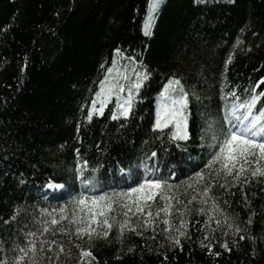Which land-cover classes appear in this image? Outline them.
<instances>
[{"label":"trees","instance_id":"trees-1","mask_svg":"<svg viewBox=\"0 0 264 264\" xmlns=\"http://www.w3.org/2000/svg\"><path fill=\"white\" fill-rule=\"evenodd\" d=\"M147 2L0 0V259L11 256L8 248L14 244L55 239L72 253L61 254V264H75L77 243L93 252L96 260L91 264H264V177L247 172L237 182L222 171L214 177L210 195L225 215L235 217L239 233L231 229L224 234L221 214L214 211L216 219L206 223L209 212L195 211L212 207L211 201L202 203L201 195L218 167L208 169L205 164L213 154L209 125L217 126L227 102L221 99L222 88L225 95L235 88L243 96L264 77V0H164L151 36L145 37ZM116 48L134 57L150 73L149 79L127 121L109 119V111L87 121L88 102L104 71L100 65H111ZM230 53L233 58L225 64ZM170 76L180 78L190 94L187 141L169 143L162 137V142L151 129L156 95ZM260 91L264 81L257 86ZM151 151H156L152 163L158 162L160 169L155 177L166 179L173 185L170 194L184 201L176 207L193 209L183 217L188 238L180 237L182 247H169L160 224L155 232L151 226L138 227L143 233L139 236L125 229L117 240L113 229L107 238L91 241L77 238L68 220L51 224L53 217L59 219L60 213L53 210L61 205L71 213L73 196L85 191L111 195L134 187L133 178L119 168L127 172L141 161L149 163L145 157ZM78 159L86 176L97 169L100 183L95 187L85 189L75 179ZM197 172L204 173L202 181ZM49 179L64 187L45 188ZM192 196L197 199L188 204ZM163 204L156 200L154 217L156 205ZM179 218L173 209L169 219L178 224ZM143 219L140 214V224ZM131 222L138 223L134 218ZM58 227L69 230L71 244L67 236L54 232ZM225 241L231 251L219 246Z\"/></svg>","mask_w":264,"mask_h":264},{"label":"snow or ice","instance_id":"snow-or-ice-1","mask_svg":"<svg viewBox=\"0 0 264 264\" xmlns=\"http://www.w3.org/2000/svg\"><path fill=\"white\" fill-rule=\"evenodd\" d=\"M194 2L203 4L205 0H194ZM161 3L162 0H148L147 2L148 13L142 26L145 36L152 34L151 26ZM237 42L239 43V41ZM118 56L122 60L131 61L133 65L139 63L134 57L125 56L121 49L116 48L113 50L112 63L104 70L102 78L98 81L96 91L91 96V103L87 108V115L84 117L87 121L92 120L93 114L103 115L108 101L113 97L115 98V108L111 109L109 119L120 120L123 118L124 121H127L130 115L133 114L135 93L139 92L144 82L149 79L150 73L147 71L141 72L133 67L131 75L135 76V80L130 79L127 67L123 64H118ZM232 58L230 53L225 60V64L230 62ZM141 67L143 66L141 65ZM100 68L102 70L105 69V65L101 64ZM124 81H128V83L125 84ZM261 81H264V77H261L260 81H257L251 88L245 89L243 96L237 94L235 88L228 91L225 95L222 88L221 99L227 101L222 108V119L217 122L216 127L209 125L212 135L208 146L212 148L213 154L207 164H205V168L211 169L213 165H218V167L211 171L210 174L213 179L206 183L202 189L201 201L205 204L211 201L212 207L207 210L196 208L195 211L197 213L215 211L221 214L226 225L224 228L225 235H229L228 229H232L235 233L241 232L242 229L236 223L235 217L224 214L225 210H222L215 198L210 195V190L215 182L214 177L220 171L226 176H232V179L237 182L247 172H250L253 178L264 177V163H262L264 162V100H261L264 97V91L257 92V86ZM223 87L227 86L223 85ZM124 92L127 95L122 96L121 93ZM189 96L190 94L186 91L180 78L170 76L163 83L155 98V120L151 124L152 131L158 133L156 136L157 140L163 142L162 137H166L169 143L189 140ZM228 97H231V99L228 100ZM258 102H260L259 107ZM97 104L99 105L98 107ZM83 107L84 105L82 104L81 108ZM165 129H168V131L165 132ZM77 156H79L78 150ZM156 157V151H151L150 155L145 157L149 163L141 161L136 168L127 172L125 168H119L120 173L133 178L134 187H128L126 191L121 192L113 191L111 195L108 192L88 195L85 191L73 196L71 198L73 205L71 213L66 210V205H61L58 209L53 210L54 212L58 211L60 216L59 219L53 217L51 224L59 225L61 221L68 220L69 224L74 226L75 236L80 239L87 236L89 241L93 238H107L110 231L116 229V239L121 240L125 229L138 236L143 235L142 232L137 231L138 227L147 229L151 226L153 232H155L158 226L157 218H160L161 213H163L162 223L165 227L162 232L169 243V247H182L180 237L188 238L186 231L188 222L183 217L193 211V209L187 208V205H184L183 208L176 207V205L184 204V201L170 194L173 185L168 183L166 179L155 177L154 173L160 171L158 162L157 164L152 163ZM83 164L87 167L88 162L83 161ZM251 165H255V167ZM90 172L91 175H85L83 168H81V161L78 159L75 165V179L85 189H91L100 183L95 175L97 169L91 168ZM172 174L174 175V173ZM195 175L198 181L204 179L203 172H197ZM124 178L125 176L122 175L121 179ZM138 178L139 180L136 182ZM243 183L247 184L248 179H244ZM44 187L59 190L64 185L49 179ZM188 187H192V185L189 184ZM220 187L224 188L225 185L221 184ZM166 193L169 194L166 195ZM157 199L164 201V204L163 207L156 205L154 217L151 209ZM196 199V196H192L188 204H191ZM173 201H175V204ZM118 209L120 211L119 217L113 214ZM173 209L180 214L178 224L172 223L169 219ZM42 211L48 212L47 209ZM130 214H141L144 217L143 223H139L140 216H137L138 223L132 224ZM49 215L52 214L49 213ZM212 219L213 217H207L206 223H210ZM248 222L251 223V218H249ZM94 224L96 225L95 227H93ZM216 224L220 226L221 220L217 219ZM101 225L103 230L99 231L98 229H100ZM49 230L48 223L45 221L44 231L47 232ZM55 231L67 236L71 244L73 237L67 228L58 227L54 229ZM26 235L35 236L36 233H26ZM150 238L154 239L155 237ZM204 238L206 240L209 239L207 232ZM240 239L243 240L245 237L241 235ZM53 245L57 247L53 248ZM219 246L226 251H231L226 241L221 242ZM75 247L79 250L75 264H91V261L96 260L90 248L84 247L80 243H77ZM207 249L211 252L212 245L208 244ZM8 252L11 253V256L0 259V264H61V254L68 257L72 255L71 249L65 252L64 244L58 243L55 239L46 243L42 242L39 245L35 241H29L23 247L17 243L9 247ZM46 253H52V256L48 257ZM215 255L218 256L220 253L217 252ZM164 258L167 259L166 256Z\"/></svg>","mask_w":264,"mask_h":264},{"label":"rangeland","instance_id":"rangeland-1","mask_svg":"<svg viewBox=\"0 0 264 264\" xmlns=\"http://www.w3.org/2000/svg\"><path fill=\"white\" fill-rule=\"evenodd\" d=\"M163 2H164V0H162V3H161V5H160V7H159V9H158V12H157V14L159 13V11H160V9H161V7H162V4H163ZM147 13H148V9H147V11H146V13H145V16L147 15ZM156 14V15H157ZM156 15H155V18H156ZM145 16H144V18H145ZM155 18H154V22H155ZM143 22H144V19H143ZM154 22H153V24H152V26H151V33H152V30H153V26H154ZM142 26H143V23H142ZM143 32V31H142ZM143 35H144V33H143ZM145 36V35H144ZM151 36V35H150ZM145 37H149V36H145ZM117 62H118V64H123V65H125L126 67H127V69H128V72H129V76H130V79H132V80H135V76H132L131 75V72H132V70H133V67H135V69L136 70H139V71H141V72H144L145 71V69H144V67H141V64L140 63H137V64H135V65H133V63L131 62V61H129V60H122L119 56L117 57ZM110 66V65H109ZM107 68V67H106ZM106 68L104 69V70H106ZM103 73H104V71H103ZM103 76V75H102ZM124 83L125 84H127L128 83V81H124ZM145 83V82H144ZM144 85V84H143ZM140 91V90H139ZM138 93L139 92H137V93H135V101L134 102H136V100H137V96H138ZM121 95L122 96H125V95H127V93L126 92H124V93H121ZM115 98L113 97L112 99H110L109 101H108V103H107V105H106V107H105V110H104V113L106 112V111H109V113H110V115H111V109H113V108H115ZM90 103H91V98H90V100H89V102H88V105H87V108H88V106H90ZM189 105H190V99H189ZM189 105H188V108H189ZM99 105L97 104V107H98ZM87 110V109H86ZM189 111V110H188ZM86 114H87V111H86ZM93 116H98V115H95V114H93ZM99 116H101V115H99ZM154 120H155V112H154ZM171 127V126H170ZM262 163H264V162H262ZM218 166V165H217ZM252 167H255V165H251ZM156 210V209H155ZM155 210L153 211L154 212V214H155ZM113 214H115V215H117L118 217L120 216V211H119V209L117 210V212L116 213H113ZM209 214L211 215V217H213L214 219H216V216H215V212L214 211H212V212H209ZM163 213H161V216H160V218H157L158 219V224H160L161 225V231H162V229L165 227V225L162 223V218H163ZM137 216H140V214H136V215H131L130 214V219L132 220L133 218L134 219H137ZM96 225L94 224L93 225V227H95ZM222 227L223 228H225L226 227V225L224 224V221L222 220ZM100 228H103V226L101 225L100 226ZM231 229H228V232L230 231ZM170 231H171V229H170ZM162 234H163V232H162ZM163 238H164V234H163ZM166 240V239H165ZM167 241V240H166ZM167 243H168V241H167ZM169 244V243H168Z\"/></svg>","mask_w":264,"mask_h":264}]
</instances>
